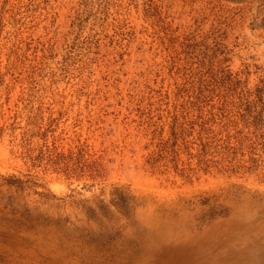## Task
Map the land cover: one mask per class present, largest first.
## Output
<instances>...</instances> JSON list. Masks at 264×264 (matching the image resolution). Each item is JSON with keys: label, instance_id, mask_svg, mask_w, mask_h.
Listing matches in <instances>:
<instances>
[{"label": "rangeland", "instance_id": "rangeland-1", "mask_svg": "<svg viewBox=\"0 0 264 264\" xmlns=\"http://www.w3.org/2000/svg\"><path fill=\"white\" fill-rule=\"evenodd\" d=\"M0 264H264V0H0Z\"/></svg>", "mask_w": 264, "mask_h": 264}]
</instances>
